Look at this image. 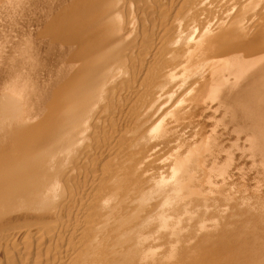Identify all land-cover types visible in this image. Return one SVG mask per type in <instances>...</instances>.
I'll use <instances>...</instances> for the list:
<instances>
[{
    "label": "bare ground",
    "instance_id": "6f19581e",
    "mask_svg": "<svg viewBox=\"0 0 264 264\" xmlns=\"http://www.w3.org/2000/svg\"><path fill=\"white\" fill-rule=\"evenodd\" d=\"M120 3L0 0L1 225L37 264H264V0H184L132 77Z\"/></svg>",
    "mask_w": 264,
    "mask_h": 264
},
{
    "label": "rangeland",
    "instance_id": "374dc122",
    "mask_svg": "<svg viewBox=\"0 0 264 264\" xmlns=\"http://www.w3.org/2000/svg\"><path fill=\"white\" fill-rule=\"evenodd\" d=\"M162 1V2H161ZM171 1V2H170ZM121 2L122 3H120V6L122 5V9H121V11L122 12H120V14L123 16H121L122 18V20L120 21V23H121V27H122V31H124L125 30V32H122L123 34H122V36L124 35L125 37H124V41H127V42H124V44L126 45V47H128V48H125L124 49V54H125V57H126V63H125V65H127V63H128V67H132L133 66V64L134 65H137L138 64V67H135V66H133V67H135V69H137V70H133L134 71V73H133V71H131L132 70V68H130L131 70V72L133 73V75H132V73H130L129 72V75L131 74V76L130 77H132V76H135L140 70L138 69V68H141L140 66H141V63H142V68H143V66H144V70L146 71V69L147 68H145V67H148V63H150V61H151V59H152V55L150 54L151 52H152V50H154L158 45H161V43L163 44V42H162V39H163V41L165 42V36L163 35V33H164V30L166 29V27L169 25L168 23H171V21L173 20L172 18L174 17V15H175V12H176V9H178L179 7H180V4L182 5V2H184V0L182 1V0H121ZM128 2V3H127ZM124 3V4H123ZM169 3V4H168ZM172 3V4H171ZM129 4H131V5H129ZM161 4H163V5H161ZM175 4V5H174ZM159 5V6H158ZM170 5V6H169ZM172 5V6H171ZM132 6V7H131ZM160 6H161V8H160ZM174 6V7H173ZM179 6V7H178ZM157 7V8H156ZM169 7H173V8H170L169 9ZM160 8V9H159ZM165 8V9H164ZM167 8V9H166ZM131 11H130V10ZM162 9V10H161ZM173 9V10H172ZM124 10V11H123ZM126 11H128V12H126ZM164 11H166V12H164ZM178 11V10H177ZM162 13H164V14H162ZM168 13H170V14H168ZM128 14V15H127ZM168 15L167 17L165 16V15ZM128 16H130V18L128 17ZM127 17V18H126ZM153 17V18H152ZM166 17V18H165ZM162 19V21H161V19ZM165 18V19H164ZM170 18V19H169ZM130 19V20H129ZM156 19V20H155ZM132 20V21H131ZM145 20H147V21H145ZM150 20V21H149ZM160 20V21H159ZM167 22H166V21ZM134 21H135V23H134ZM137 21V22H136ZM154 21V22H153ZM156 21V22H155ZM132 23V24H131ZM160 23V24H159ZM162 23V24H161ZM164 23V24H163ZM166 23V24H165ZM137 24V25H136ZM160 26H159V25ZM164 25V26H163ZM126 26V27H125ZM134 26H136V27H134ZM152 27V28H151ZM169 27V26H168ZM124 28V29H123ZM130 28V29H129ZM143 28V29H142ZM145 28V29H144ZM132 29V30H131ZM138 29V30H137ZM143 30V31H142ZM146 30V31H145ZM128 31V32H127ZM133 33V35H131V33ZM133 31V32H132ZM154 31V32H153ZM140 32V33H139ZM142 32V33H141ZM125 33V34H124ZM130 33V34H129ZM136 33V34H135ZM146 33V34H145ZM150 33V34H149ZM152 33V34H151ZM164 34H166V30H165V33ZM131 35V36H130ZM140 35V36H139ZM154 35V36H153ZM157 35V36H156ZM158 35H163V37H160V36H158ZM126 36H127V40H126ZM139 36V37H138ZM143 36H146V37H143ZM150 36V37H149ZM133 37H134V39H133ZM140 37H141V39H140ZM155 37V38H154ZM144 38V39H143ZM146 38V39H145ZM151 38V39H150ZM161 40H160V39ZM130 39V41L128 42V40ZM140 39V40H139ZM143 39V40H142ZM148 39V40H147ZM156 39V40H155ZM144 40H145V42H144ZM149 40H152V41H149ZM133 41H135V42H133ZM141 41V43L142 44H140L139 42ZM154 41V42H153ZM160 41V42H159ZM131 42V43H130ZM143 42L146 44V46H145V44H143ZM151 42V43H150ZM154 44H153V43ZM127 43H129V44H127ZM133 43V44H132ZM135 43V44H134ZM160 43V44H159ZM150 45V46H148V45ZM151 44H152V46L153 47H151ZM157 44V45H156ZM128 45V46H127ZM135 45V46H134ZM142 45V46H141ZM156 45V46H155ZM132 46V47H131ZM133 47H135V48H133ZM141 47H145V49H146V47L149 49V47L151 48V49H149V50H151L150 51V53H149V50L147 49V50H145V49H143V48H141ZM127 50V51H126ZM131 50V51H130ZM142 50L144 51L143 52V54H141L140 52H142ZM129 51H130V53H129ZM135 51V52H134ZM137 51V52H136ZM147 51V52H146ZM146 52V53H145ZM132 53V54H131ZM134 53V54H133ZM147 54H149V55H147ZM128 55H131V56H128ZM133 55H135V56H137V58L135 59L134 57L135 56H133ZM143 55V56H142ZM146 55V56H145ZM133 56V57H132ZM150 58H149V57ZM145 57H147V58H145ZM134 60H132V59ZM148 59L147 61L145 60V59ZM141 59V60H140ZM132 60V61H131ZM136 60H138V61H136ZM139 60H140V63H139ZM145 60V61H144ZM128 61V62H127ZM136 61V62H135ZM132 62V63H131ZM132 64V66H131V64ZM137 63V64H136ZM143 63H144V65H143ZM130 64V65H129ZM140 65V66H139ZM134 69V68H133ZM142 69V70H143ZM145 71H143V72H145ZM136 73V74H135ZM138 75V74H137ZM143 75H141L140 77H142ZM119 79H117L116 80V82L118 81ZM116 82H115V84H116ZM127 82V81H126ZM110 88H111V85L109 86ZM109 88V89H110ZM118 90H119V88L116 90V92L114 93V90H108L107 89V92L109 93V94H117V95H115V96H117V99H118V101H120V100H125V99H128L129 97H128V94L130 95V93L127 91L126 93H128L127 95L125 94V91H126V89H125V91L123 90V92H120L121 90H122V88L119 90V92H118ZM111 91V92H110ZM120 93V94H119ZM124 93V96L123 95H121V94H123ZM107 96L106 97H108V95L109 94H107V93H105ZM119 95V96H118ZM128 98H127V97ZM120 97V98H119ZM125 99H124V98ZM123 101H121V102H123ZM82 147V146H81ZM81 147H79V148H81ZM83 148V147H82ZM97 148H99L98 147V144H97ZM103 148V147H102ZM84 149H80V151L78 150L77 152H76V154L77 155H81V151H83ZM99 150V152L100 151H102L101 150V148L100 149H98ZM80 152V153H79ZM95 152V151H94ZM85 157H86V154L85 153H82ZM73 156L75 155V154H72ZM71 155V156H72ZM80 155H79V157H80ZM82 155V156H83ZM72 156V157H73ZM94 156V155H93ZM75 157V156H74ZM78 157V156H77ZM85 157L84 158H78L79 159V167L77 168L79 171H77V169L74 171V173L71 175V178L69 179V178H66V179H68L67 181H71V183H69V185H68V182H67V184L65 183V186L67 187V189L70 187V189L72 188V186H73V188H79L80 190L83 188V187H81L82 186V184H84V181H85V174H87L88 173V170L89 169H91L90 167H92V164H90L91 163V161L89 160L92 156H90L89 157V159H88V157L85 159ZM78 159H77V162H78ZM89 160V162H88V160ZM86 160V161H85ZM92 160H93V157H92ZM84 161V162H83ZM94 161V160H93ZM93 161H92V163H93ZM85 163H89V164H85ZM84 165V166H83ZM90 166V167H89ZM88 167H89V169H88ZM88 169V170H87ZM80 172V173H79ZM82 173V174H81ZM74 174H75V176H76V179H73L75 176H74ZM77 174V175H76ZM85 175V176H84ZM73 176V177H72ZM79 176V177H78ZM67 177V176H66ZM72 180H74V182H76V185H74L75 183L72 181ZM76 180V181H75ZM79 180H81V185L79 184L80 183V181ZM84 180V181H83ZM77 182H79V183H77ZM83 182V183H82ZM74 183V184H73ZM70 184H72V185H70ZM77 184H79L78 186L79 187H77ZM68 185V186H67ZM4 220V218H3V216L2 217H0V221H2V220ZM5 220L7 221V219L5 218ZM5 220L2 222V223H0V264H21V263H23V264H33V263H35V264H37V262H39V257H37V256H39V255H37L38 254V252L39 251H41V254H42V251H43V254L44 253H47V246H48V244H49V241L50 240H48V242H47V240H44L43 239V235H41V237H39V239L40 240H42L43 239V241H44V243H43V245H45V246H41L42 247V249H41V247L40 246H37L38 244H37V242L39 243V241L40 240H38V236H40V235H37L36 237L34 236V235H29V238H31L32 237V241L30 240V242H31V244H30V242H29V240H27L26 241V239H27V236L28 235H25V234H23V235H17L18 234V232H16V231H18L16 228V230L14 229V231L12 230V228H13V226L15 227V225H10V224H13L12 222H9V220H8V222H7V225H4L5 227H12V228H6V231H5V228H4V226H2L4 223L6 224V222H5ZM8 223H9V226H8ZM2 224V225H1ZM1 227L2 228H4L3 230L1 229ZM257 228V227H256ZM263 228V227H262ZM262 228L260 229H256L257 231H254L255 229L253 228V230L252 229H250V230H252L251 232H252V238H251V240L250 239H248V241L250 240V242L253 240V238L257 235L258 237H259V235H260V233L258 232L259 230H260V232L262 231ZM8 229V230H7ZM10 229H11V231H10ZM3 231V232H2ZM9 231V232H8ZM254 231V232H253ZM4 232H6V233H4ZM15 232V233H14ZM263 232V231H262ZM13 233V234H12ZM259 234V235H258ZM4 235V236H3ZM7 236V237H6ZM9 236V237H8ZM13 236V237H12ZM17 236V237H16ZM20 236V238H18ZM254 236V237H253ZM255 237V238H257V239H259L258 237ZM25 239V241L22 239ZM11 238V239H10ZM248 238H250V237H248ZM17 241H16V240ZM243 239V238H242ZM247 239V238H246ZM246 239H244V241L246 240ZM256 239V240H257ZM21 240H23L24 242H22ZM244 241H242L241 239H240V242H243L244 244L245 243H250V242H244ZM259 241H264V240H257V242H259ZM26 242H28L27 243V246H26ZM35 243V244H33V243ZM50 243H52V241H50ZM252 243V242H251ZM53 246H55V245H57V242L55 241H53ZM52 244H50V246L52 245ZM59 244H60V242H59ZM244 244H242V246L244 245ZM247 244H245V245H247ZM21 245V246H20ZM23 245V246H22ZM29 245H30V247H29ZM39 245H41V244H39ZM47 245V246H46ZM253 247H252V250H253V252H257V256L259 255V251H256V249L255 248H257L256 247V245H253V244H251ZM25 246V247H24ZM31 246H33L32 248H33V250H31L32 248H31ZM35 246V247H34ZM49 246V247H50ZM242 246H240V247H242ZM23 247L25 248L24 250H23ZM27 248V249H26ZM29 248H31V249H29ZM35 248V249H34ZM44 248V249H43ZM29 249V250H28ZM39 249V250H38ZM46 249V250H45ZM233 249H235V248H233ZM233 249H230L229 250V253H230V256H229V258L231 259L232 257L234 258V256H237V255H234L235 253L236 254H238L239 253V258L241 257V256H243L245 253H243L242 254V252L243 251H241V252H239V250H238V252H237V249L235 250L236 252H234V254L233 253H231L232 252V250ZM26 250V251H25ZM38 252H37V251ZM45 250V251H44ZM255 250V251H254ZM29 251V252H28ZM31 251V252H30ZM34 253H33V252ZM59 250H55L54 252L53 251H51V252H49V256L50 255H52V256H50V258H49V261H51L52 260V258H55V259H57V257L60 255L59 254V252H58ZM234 251V250H233ZM36 252V253H35ZM58 253V256H57V253H56V255L54 254L53 255V253ZM249 253V256L247 255ZM233 254V255H232ZM242 254V255H241ZM231 255H232V257H231ZM246 257H245V259L247 260V262H249L250 261V259H249V257L251 256V253L248 251L247 253H246ZM260 256V255H259ZM35 257V258H34ZM227 257V256H226ZM38 258V259H37ZM239 258H238V256H237V259L239 260ZM242 258V257H241ZM28 259V260H27ZM31 259H33L32 261H34L35 259H37L35 262H33L32 263V261H31ZM54 259V260H55ZM221 259V258H220ZM243 259V260H242ZM242 259H240V260H242V261H244L245 259L244 258H242ZM54 260H52V261H54ZM224 260V262H226L227 260H225V258L223 259H221L220 260V262L222 263V264H227V262L226 263H224V262H222ZM239 260V261H240ZM51 261V262H52ZM25 262V263H24ZM219 262V263H220ZM245 262V261H244ZM250 262H252V260L250 261ZM220 263V264H221ZM38 264H41V263H38ZM43 264H45V262H43ZM47 264H50V263H47Z\"/></svg>",
    "mask_w": 264,
    "mask_h": 264
}]
</instances>
